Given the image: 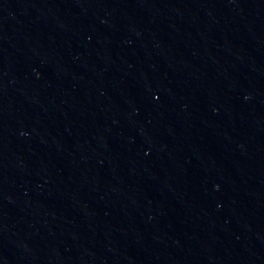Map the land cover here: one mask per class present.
<instances>
[{
	"label": "water",
	"instance_id": "obj_1",
	"mask_svg": "<svg viewBox=\"0 0 264 264\" xmlns=\"http://www.w3.org/2000/svg\"><path fill=\"white\" fill-rule=\"evenodd\" d=\"M0 264H264V0H0Z\"/></svg>",
	"mask_w": 264,
	"mask_h": 264
}]
</instances>
